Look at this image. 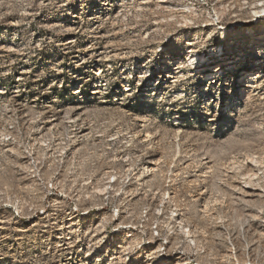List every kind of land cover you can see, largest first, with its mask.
Instances as JSON below:
<instances>
[{
	"label": "rangeland",
	"instance_id": "374dc122",
	"mask_svg": "<svg viewBox=\"0 0 264 264\" xmlns=\"http://www.w3.org/2000/svg\"><path fill=\"white\" fill-rule=\"evenodd\" d=\"M102 2L0 0V264H264V79L244 92L264 75V16L250 17L264 0H175L195 10L188 29L126 32L129 60L80 67L57 46L74 36L51 25L83 26ZM148 11L130 24L150 26ZM188 41L207 79L188 68L170 87Z\"/></svg>",
	"mask_w": 264,
	"mask_h": 264
},
{
	"label": "bare ground",
	"instance_id": "6f19581e",
	"mask_svg": "<svg viewBox=\"0 0 264 264\" xmlns=\"http://www.w3.org/2000/svg\"><path fill=\"white\" fill-rule=\"evenodd\" d=\"M75 1V0H74ZM173 1L175 0H122L120 3H115V0H104L100 6L93 7L91 15H87V21L84 23L83 26H78L76 21L66 22L65 24L55 22L51 26L58 30H65L68 35H73L74 37H70L64 41H61L57 44L58 48L66 55H71L73 62L79 57H82L83 60L78 63V66L84 67L87 65H96L100 66L102 63L111 64L114 61H124L130 59V55L126 56V51L128 48H123L120 43H118L119 37L126 33H134L137 32L138 36L141 37L143 35H147L150 29H166L172 25L175 28L180 27L181 31L188 29L189 26L193 25L196 20L194 18V9L180 7L174 5ZM258 4V3H256ZM264 3L258 4L253 11H250V17L252 18H259L261 19L263 16L262 7ZM154 7V8H153ZM149 10L152 14V24L150 26H145L143 29L139 23L134 26L130 24V18L132 14H142L144 11ZM233 10V8L231 9ZM148 11V12H149ZM136 17V16H135ZM141 17V16H140ZM221 18H209L208 19V27L219 26V22ZM141 24V23H140ZM174 24V25H173ZM46 27H49L46 24ZM86 36L89 43L87 48L78 51L77 54H74L73 51L77 47L78 44V37ZM121 38V37H120ZM104 45V48L101 47ZM187 46L190 47L189 51L187 52V57L184 60H180L177 67L172 69L170 68V64H166V67L169 69L167 71V81L166 83L170 85V87L177 88L184 80L187 78L186 71L188 68L193 69L191 72L192 77H196L200 80L207 79V71L205 66V61H203L202 56L199 57L197 49L192 41L187 42ZM129 52V51H127ZM129 57V58H127ZM133 58H136V55H133ZM145 66L142 65V72L138 75L137 79L141 82L145 77L147 69L145 70ZM130 68L128 67L127 70ZM203 71V72H202ZM101 73V72H100ZM100 73L96 75L99 76ZM215 78L219 79L220 77L224 76L222 69L219 67L215 70ZM128 83L130 82V78L127 76L123 77ZM264 75L261 72L256 73L254 76L249 78L248 84L245 90L246 97H252L262 86L263 84ZM125 81V82H126ZM226 79V84H227ZM212 85L215 83H211ZM102 86H106V84H102ZM126 91H129L128 89ZM93 95H100L101 91L95 90L92 92ZM176 97L182 98L184 97L183 94H177ZM48 119V118H47ZM57 119H49L45 122V124H49L48 131L55 129L57 124ZM77 123L76 121L74 124ZM91 133L87 130H82L78 133L77 137L85 139L90 138ZM153 136L147 132V139H151ZM160 164V159H150L147 161L144 169L147 175L144 177L143 181L147 177L155 176L156 170L158 165ZM116 178V176H114ZM118 181L115 180L114 183ZM246 193V192H245ZM168 201L169 202H176L175 195L169 194ZM178 207V205H175ZM209 203L208 201H204V208H208ZM176 207V208H177ZM174 222H179L180 225L182 224L183 219L181 215H178ZM179 225V226H180ZM187 227L184 226V229ZM125 228H118L119 233L124 234ZM133 237V236H132ZM188 238L193 240L196 245H198V241L194 235L192 230H188ZM150 256H156L159 254V250L154 248L152 250ZM88 256H92L89 254ZM151 258V257H150ZM151 261V260H150ZM145 264H157L153 262H146ZM177 264H187L182 263L178 260Z\"/></svg>",
	"mask_w": 264,
	"mask_h": 264
},
{
	"label": "built area",
	"instance_id": "2783aa9c",
	"mask_svg": "<svg viewBox=\"0 0 264 264\" xmlns=\"http://www.w3.org/2000/svg\"><path fill=\"white\" fill-rule=\"evenodd\" d=\"M263 16H264V13H263ZM178 61H180V60H178ZM103 82V80H101V82H100V84H105V83H102ZM107 85V84H106Z\"/></svg>",
	"mask_w": 264,
	"mask_h": 264
}]
</instances>
